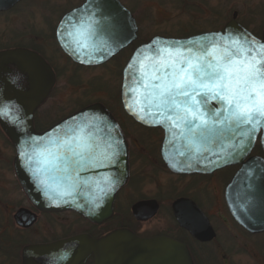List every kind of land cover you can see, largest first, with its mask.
Wrapping results in <instances>:
<instances>
[{"label":"water","instance_id":"water-1","mask_svg":"<svg viewBox=\"0 0 264 264\" xmlns=\"http://www.w3.org/2000/svg\"><path fill=\"white\" fill-rule=\"evenodd\" d=\"M22 1L24 0H0V13L10 11ZM236 17L237 15L223 31L185 39L155 37L137 48L123 71L121 98L125 111L137 123L165 131L162 156L171 172L179 175H209L228 167L241 166L226 189V202L235 220L250 234L258 235L264 233V158L251 155L258 140L264 152V128L255 133L251 149L243 156L228 158L236 143L232 139L203 146L201 152L197 153L186 146L178 130L173 135L167 124L155 123L150 117L147 122L141 120L139 115L144 114L140 112L141 92L139 89L128 91L131 83L127 79L129 64L138 59L139 53L155 41H203L206 37L247 33L256 42L264 43V32L261 39L255 37L237 22ZM69 20L72 25L79 21L81 27H86L88 20L98 22L95 34L85 40L88 45L86 51H81L64 31L66 27L69 32L73 31V27L67 25ZM138 30L137 22L118 0H87L81 7L63 17L56 31V39L62 51L74 63L98 67L108 63L136 41ZM56 84L54 70L38 53L22 48L0 52V110L8 111V119L0 117V126L16 149L15 173L27 198L38 210L73 211L90 223L102 224L113 216L116 196L129 181L127 141L113 115L99 103L62 119L46 131L37 132L34 125L35 113L47 101ZM130 105L133 110H130ZM134 110L138 114H134ZM83 114H87V118L107 121L113 129L112 137L120 140L114 162L106 167L73 173L71 179H53L52 176L43 175L45 183L41 184L33 175L37 168L43 167L42 163H38L42 159L39 149L48 144L50 137L56 135L54 129L62 131L61 126L66 121L82 117ZM103 147L101 142V150ZM22 150L27 153L26 156H21ZM180 151L184 155H180ZM183 204L195 207L187 200L175 202L174 210L179 224L200 241L213 240L215 233L209 221L198 211L201 215L200 225L188 222L183 217ZM147 205L151 203L143 202L133 208L139 220L151 218L156 213L157 208L151 209L154 210L151 215L140 218L139 211ZM28 213L23 209L18 211L15 219L19 225L24 226L20 219H28ZM31 223L32 220L29 224ZM109 252L115 256L107 260ZM90 256H94L95 264H193L185 245L166 237L140 239L128 230L115 231L101 240L81 235L55 244L30 246L24 250L23 264H39L38 261L41 264H84Z\"/></svg>","mask_w":264,"mask_h":264},{"label":"snow or ice","instance_id":"snow-or-ice-1","mask_svg":"<svg viewBox=\"0 0 264 264\" xmlns=\"http://www.w3.org/2000/svg\"><path fill=\"white\" fill-rule=\"evenodd\" d=\"M97 23L88 20L81 27L79 21L72 25L69 20L73 31L67 27L64 31L86 51L85 40L95 34ZM127 79L129 92H141L140 112L144 114L139 118L167 124L173 135L178 130L191 151L199 153L203 146L232 139L236 143L228 158L243 156L251 149L255 133L264 128V43L247 33L203 41H155L129 64ZM134 114L138 113L134 110ZM0 117L8 119L7 109L0 110ZM61 128L54 129L56 135L39 149L42 159L38 163L43 167L33 175L41 184L45 183L43 175L71 179L73 173L112 164L118 155L120 140L112 137L107 121L83 114ZM26 155L22 150L21 156Z\"/></svg>","mask_w":264,"mask_h":264},{"label":"rangeland","instance_id":"rangeland-1","mask_svg":"<svg viewBox=\"0 0 264 264\" xmlns=\"http://www.w3.org/2000/svg\"><path fill=\"white\" fill-rule=\"evenodd\" d=\"M124 1L126 5L132 7L138 3L134 7L141 27L138 44L155 36L180 39L217 30L232 20L235 12L239 15L238 21L253 33L260 34L264 29V0ZM80 3L81 0H27L13 11L0 14V51L13 48L32 50L45 58L57 72V85L50 99L37 115L38 123L42 128H45L42 126L44 122L48 127L89 104L103 103L121 116L119 98L122 59L100 68H80L67 59L56 42L55 31L61 17ZM128 132L131 138L135 139V132L132 130ZM142 134L138 133L140 139L148 144L150 141L158 144L162 138L160 133L148 132L141 136ZM13 156V146L9 144L0 129V183L4 181L3 186H5L3 190H0V197L13 207L11 216L8 218L10 221L15 210L25 204L24 195L14 187L15 182L10 169ZM146 172L148 174L142 185L135 189L136 191L131 190L135 195L129 197L128 192L129 195L124 197L123 202L128 197H133L134 200L138 196L153 195L156 191L161 196L171 194L168 191L169 188L162 185L166 180H170L169 185L172 186L174 194L186 190L191 185L188 179L181 182L162 172H158L157 175L152 172L150 174V169ZM215 192L217 200L215 208L219 213L222 209L220 206L222 187L218 182L215 185ZM206 195L205 190L201 192V197H207ZM63 219L70 222L68 226L70 231H80L83 228L75 222L73 215H66ZM4 221L5 219L0 235L7 249L2 248V252L11 253L12 262L15 264L17 253L22 250V247L20 249L18 247L22 244L21 242H27L26 238L21 242L20 240L24 238L23 235L28 236L29 233H23L13 224H7ZM46 223L47 219L43 220L41 230L34 231L41 234L43 230V236H48ZM154 225L159 226L157 221ZM228 227L230 226L218 225L217 227L219 232L217 246L222 244L232 252L227 264H264V234L251 237L236 228ZM34 234L35 232L30 233V237Z\"/></svg>","mask_w":264,"mask_h":264},{"label":"flooded vegetation","instance_id":"flooded-vegetation-1","mask_svg":"<svg viewBox=\"0 0 264 264\" xmlns=\"http://www.w3.org/2000/svg\"><path fill=\"white\" fill-rule=\"evenodd\" d=\"M26 1L27 0H24L18 3L10 11H13L14 9L18 7L19 4L26 2ZM86 1L87 0H81L80 4L76 5L71 10L67 11L61 18H63L66 14L70 13L71 11L81 7L83 4L86 3ZM118 1L129 11L130 15L137 21L138 29H139L138 39L132 44H130L127 48L122 50L117 56H115L107 64H105V65H109L112 62L122 59L120 62L123 65L122 72H121V87H122L123 70L126 64L132 57L135 50L139 46L149 42L151 39L138 44V40L140 38L141 27L139 24V20L136 17V14H135L136 12L134 8L135 5L138 3L134 4V7H132L128 4L126 5V2L124 0H118ZM2 13H7V12H1L0 14ZM235 15H237L236 20L238 21L239 15L237 12L233 14L232 19L234 18ZM230 21H228L227 23H229ZM238 23L247 29V26H245L242 22L238 21ZM226 24L222 28H219L213 31H222L224 27L226 26ZM213 31H209V32H213ZM250 32L257 38H261L264 32V29L262 30L260 34H255L252 31ZM204 33H207V32H204ZM55 39H56V31H55ZM13 49H17V48H13ZM66 57L68 60L72 62V64L76 65L77 67L87 68V67L75 64L68 56ZM100 67H97V68H100ZM51 95L49 96L47 101L35 113L34 124H35V128L39 132L45 131L57 123L55 122L52 125L47 127L46 122H44V125L42 126H44L45 128H42L39 125L38 123L39 121L37 119L39 110L48 102ZM89 105H92V104H89ZM103 105L112 113V115L115 117L116 121L118 122L126 138L128 150H129L130 178H129L127 185L124 188H122L116 196L114 207H113V216L107 221L103 222L102 224L95 225L87 221L85 218H83L79 214L72 212V211L43 212V211L38 210L35 206H33L29 202L28 198L25 196L20 186V183L17 179L16 173L14 170V160L16 156V150L13 147L14 156L10 163V169L12 171L13 181L15 182V185L14 184L13 185L18 191L22 193V195H24L25 204L19 206L15 210V212L12 215V220L10 221V219L8 218L9 216H11V211L13 207L10 203L5 202L0 197V229L3 224V220L5 219L4 221L5 223L13 224L23 233H26V234L29 233L28 236L23 235L24 238L20 240L21 242L26 238L27 242H24V243L21 242L22 244H20V246L18 247L19 249L20 247H22L21 248L22 250L21 252L17 253L15 264L24 263V250L30 246H36V245L42 246V245L55 244V243L62 242V241L71 239L76 236H81V235H88L93 239L101 240L118 230H128L132 232L134 235H136L138 238L144 239V240H150V239L161 238V237H166V238L175 240L176 242H179L187 247L191 255L193 264H227V260H229L230 253L232 252H231V249L223 246L222 244L221 246L220 244L217 246V243H219L218 241L219 232L217 230L218 225L230 226L228 228H231V227H233L234 229L236 228L242 231L247 236H251V237L258 236V235H253L247 232V230L244 229V227H242L235 220L226 202V197H225L226 189L229 186V184L232 182L236 173L241 169V166H233V167L225 168V169L216 171L209 175L175 174L168 169L163 159V156H162V149H163L164 138H165V131L162 128L145 127L141 124H138L132 117H130L126 113L123 107V104L121 101V92H120V98H119V109L121 111L120 112L121 116H119V114L117 115V113L112 108H109L105 104ZM87 106H84L83 108ZM129 130H132L133 132H135V139L137 141L131 138L128 132ZM148 132L162 134L161 141L158 144H156V142L152 143L150 141L148 144L147 142H145V140L140 139V135H138V133H141V134L143 133L141 135L143 136L144 133H148ZM3 135L6 136L4 132H3ZM7 140L9 141V144L13 146L11 141L8 138ZM253 156H256V155H253ZM257 156L264 158V155H260V156L257 155ZM147 169H150V174L152 172V174L157 175L158 172L160 173L162 172L164 175L167 174L170 178L172 179L176 178L178 179L177 181H181V182L188 179L190 180L191 185H189L186 188V190H182V192L179 191V192H176V194H174V192L171 189L172 186L169 185L170 180H166V181H163V183L162 182L161 183L164 187L169 188L168 191L171 192V194L167 193L166 195L161 196L156 191L155 194L150 195V196L142 195V196L136 197L134 200L132 199L133 197L129 198L132 195L133 196L135 195L134 193L131 192V190L132 189L135 190L139 188L144 182L146 175L148 174L146 172ZM217 182L222 187V194L220 197V200H221L220 206L222 209H221V212L219 213L216 212L217 209L215 208L216 202H217L216 195H215L216 193L215 185ZM3 184H4V181L0 183V190H3L5 188ZM155 187L157 188V185ZM174 187L176 188V186ZM204 190L207 192V195H206L207 197L205 196L201 197V192H204ZM128 192L130 193V195ZM128 195H129L128 199L125 202H123L122 200L124 199V197L125 196L127 197ZM178 200L190 201L197 208L196 209L195 207L189 204L181 205L182 207L181 209L183 211V217L188 222H191L194 225L197 224V226H199L200 225L199 218L201 215H199V213L197 212L199 211L200 213L203 214V216L209 221V224L215 233V237L213 238V240L200 241L197 238H195L188 230H186L179 224V221L176 217L175 210H174V204ZM143 202L151 203V205H147L143 207L142 210L139 211L140 218H144L148 215H151L153 213L152 211H154L151 209H156V208L157 209H156V213L151 218H148L146 220H139L135 216L133 212V208L137 204H140ZM152 202H155V203H152ZM22 209L29 212L28 219L26 220L20 219V221L23 222L24 226L19 225L15 219L18 211ZM66 215H73L75 217V222L78 223L79 225H82L83 228L80 231H70V228H68L70 222H67L66 220L64 221L63 219L64 217H66ZM45 219H47L46 224L48 228V236L46 235L43 236L42 234L43 230L41 231V234L38 233L37 231H34V230H38V231L41 230L43 220ZM31 220H32V223L29 224ZM155 221L158 222L159 226L154 225ZM26 225H28V227H25ZM54 229L57 231H55ZM32 232H35V234L32 237H30V233ZM2 239L0 235V264H13L11 253L2 252V248L7 249V246H5V244L3 245ZM114 256H115L114 253L109 252L107 255V260L114 258ZM38 263L41 264L39 261ZM84 264H95L94 256H90L89 258H87Z\"/></svg>","mask_w":264,"mask_h":264},{"label":"trees","instance_id":"trees-1","mask_svg":"<svg viewBox=\"0 0 264 264\" xmlns=\"http://www.w3.org/2000/svg\"><path fill=\"white\" fill-rule=\"evenodd\" d=\"M254 154L262 155V149L260 146H257L254 150Z\"/></svg>","mask_w":264,"mask_h":264}]
</instances>
